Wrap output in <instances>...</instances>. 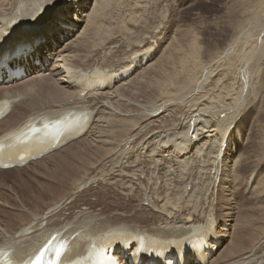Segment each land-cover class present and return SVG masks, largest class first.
Listing matches in <instances>:
<instances>
[{"label": "bare ground", "instance_id": "1", "mask_svg": "<svg viewBox=\"0 0 264 264\" xmlns=\"http://www.w3.org/2000/svg\"><path fill=\"white\" fill-rule=\"evenodd\" d=\"M12 1L13 8L0 0V36L11 32L5 48L26 34L25 29L45 36L48 21L68 10L65 0ZM86 1L72 0L71 25L49 41L44 54L0 62V67L33 73L27 83L20 81L18 87L0 91V128L5 125L0 145L8 149L0 165H15L0 168V191L6 192H0L4 202L0 250H10L13 259L23 262L37 250L46 254L52 243L44 249H39L41 245L52 234H61L72 239L75 255L91 246L89 257L75 264H88L100 253L99 244L115 247L119 257L128 256L123 263L131 264L132 253L121 246L144 235L149 244L142 253L152 255L142 256L141 264H163L164 258L174 256L175 246L191 240L195 231L200 230V236L201 225L212 219L214 229L205 237L207 249L187 254L184 264H264V224L257 226L264 219L246 207L236 220L238 229L230 245L220 253L230 225L225 221L229 209L219 191L225 185L237 186L247 171L250 184L256 172L251 191L260 187L259 202H264V165L260 166L264 126L260 125L257 144L253 131L263 122L258 111L264 98V41L250 55L251 43L264 40V0H218L216 36L190 29L186 26L190 21L178 17L185 33L180 38L182 31L174 34L163 56L160 44L168 42L170 30L161 17L156 23L158 0H143L148 5L141 10L146 13L143 18L137 16L139 0L132 1V9L126 0H96L93 7ZM200 1L188 0V4L198 7ZM247 30L249 46L240 50V38ZM65 40L71 44L62 49ZM152 73L153 80L141 84L139 94H132L130 88ZM1 78L7 88L4 69ZM141 95L148 97L139 101ZM82 112L81 120H64L59 133L74 134L61 139L58 149L37 145L30 154L43 157L21 167L16 156L26 151L18 134L29 128L33 141L47 127L56 131L53 124L58 119ZM246 121H253L250 129ZM246 130L257 157L251 167L250 155L240 153ZM78 146L84 147L82 153L68 154ZM92 152L99 153L95 160L89 157ZM80 162L85 165L78 167ZM70 164L77 165L74 171L67 167ZM46 181L59 182L63 190L50 198ZM35 182L44 188L33 190ZM244 190L246 186L243 194ZM102 194L111 195L110 204L102 196L96 202Z\"/></svg>", "mask_w": 264, "mask_h": 264}, {"label": "rangeland", "instance_id": "2", "mask_svg": "<svg viewBox=\"0 0 264 264\" xmlns=\"http://www.w3.org/2000/svg\"><path fill=\"white\" fill-rule=\"evenodd\" d=\"M4 1V0H3ZM96 0H87L86 1V3H87V5H89L90 7H93V5H94V2H95ZM126 1H128V6H127V8H129V9H132V8H135V5H132V1L133 0H126ZM139 1H141L142 3L139 5V4H137ZM139 1H135L133 4H137V7H138V10H137V16L138 17H140L141 15H146V13L144 14V13H141V10L143 9L144 10V8H148V5H146V7H145V3H143L144 1L143 0H139ZM158 2H160L159 3V5H158V13H157V17H158V20L156 21V23L157 22H159L160 21V19H159V17H161V19H163L164 20V22H167L166 23V25H169V26H167V28H169L168 30H170L169 32H167L166 33V37L168 36V39L169 40H167L166 42V44H160V48H161V51L163 50V53H162V55H160V56H163V54H164V52L166 53V51H167V48H168V46L170 45L169 43H171L170 41H171V39H172V37H174V34L175 33H177V32H179L180 33V31H182V34L180 35V36H178V38H180L182 35H183V33H185V31H183V27H182V25H183V23H181L180 21H181V19L180 18H183V21H185V20H188V21H190L189 23H188V25H186L187 27H190V29H192V28H195V29H199L200 31V33H204L205 32V34L206 35H209V34H214L215 36H216V33L218 34V30H219V25H218V22L220 21V20H216V17H219L220 15H217V13H219L218 11H221V9H220V4H218V0H201L200 1V3H201V5L200 6H198V7H195V6H192V5H189L188 3V0H158ZM5 3L6 4H9L10 5V7L11 8H13L14 6H15V2L14 1H12V0H5ZM91 3H93L92 5H90ZM251 3H254V1L253 0H251ZM203 5V6H202ZM124 7H126V6H124ZM202 7L204 8V10H203V12L202 11H200L201 9H202ZM206 7H209V8H211L210 10H206ZM32 8V7H31ZM34 8H35V6H33V10H34ZM191 9V10H190ZM206 10V11H205ZM214 10V11H213ZM140 12V13H139ZM206 12V13H205ZM182 14V15H181ZM261 14H262V12H261ZM166 15H170V17H171V19H169V18H167V17H165V18H163V16H166ZM182 16V17H181ZM178 17H180V18H178ZM141 18H143V16H141ZM179 19V20H178ZM143 20V19H142ZM170 20V21H169ZM144 21V20H143ZM207 21V22H206ZM209 21V22H208ZM169 22V23H168ZM213 24V25H212ZM192 25V26H191ZM149 26V28H151V26L150 25H148ZM83 28V25L81 26V29ZM212 29V30H211ZM257 30V29H256ZM255 30V33L256 32H259V31H256ZM79 32H81V31H79ZM207 32H209L208 34H207ZM210 32H212V33H210ZM250 31L249 30H247V31H245L244 32V35H242V37L240 38V41H239V49L241 50H243V49H246L247 48V46H249V43H250V37L248 36ZM262 32H264V29L262 30ZM202 33V34H203ZM246 33V34H245ZM205 35V36H206ZM246 35V36H245ZM142 39H144V36H142L141 37ZM74 39V38H73ZM72 39V40H73ZM167 39V38H166ZM207 39H211V38H207ZM68 40V39H67ZM174 41L175 40H172V43H174ZM259 41V42H258ZM264 40L263 39H259V40H257V41H255V42H252L251 44H253V49L251 50V54L250 55H254V53H255V49L260 45V43L261 42H263ZM247 44H246V43ZM71 43L70 42H68V43H66V40L65 41H62L61 42V44H60V47H62V49L63 48H67V47H69V45H70ZM242 44V45H241ZM166 45H168V46H166ZM244 46V48H242ZM127 47H128V44H127ZM165 47V48H164ZM129 48H131V49H128V50H132V46H130ZM59 50H58V48H57V51H56V54L57 55H59V52H58ZM239 57H240V61H241V58H242V61H244V59H243V56L242 55H240V54H237ZM160 56L156 59V61L157 60H159V58H160ZM58 57V56H57ZM56 57V58H57ZM54 59V61L56 62V60L57 59ZM53 61V62H54ZM54 62V63H55ZM226 67L228 68L229 67V65H226ZM241 67V66H240ZM31 76H28V78H26V79H24L23 81L25 82V83H27L28 81L27 80H29L31 77H32V75H33V73L32 74H30ZM155 77V73H152V74H149V75H147L145 78H144V80H141L140 82H138L136 85H134V86H132L131 88H130V91H131V93L132 94H139V89H140V87H141V84H143V83H145V82H147V81H149V80H153V78ZM242 79H244V77L242 78ZM22 81V82H23ZM27 81V82H26ZM20 83V82H19ZM19 83H14V85H12V86H9L10 88H15V87H18L19 86ZM129 84V83H128ZM209 84V81L206 83V85H208ZM151 88H152V86H151ZM5 89H8V88H3L2 86H0V91H2V90H5ZM141 97V99H139V101H143V99H145V98H147L148 96H146V95H141L140 96ZM256 105H252L251 107H255ZM259 106H261L262 107V109H261V111H260V109H259V111H258V114H259V116H261V118H262V120H263V122L261 123V124H255V128L253 129V131H254V134H257V137H256V144L259 142V137L258 136H260L259 134L261 133V127H260V125H262V127L264 126V98H263V100H262V103H260V105ZM135 107L137 108V109H139L140 108V105H138V104H135ZM257 107V106H256ZM258 108V107H257ZM263 115V116H262ZM256 121H257V119H255ZM248 121H249V119H248ZM248 121H246V124H247V127L250 129V127L252 126V124H253V121H252V123H249ZM5 125H3L1 128H0V132L1 131H3L5 128ZM248 128H246V129H248ZM97 129V128H96ZM260 129V130H259ZM95 129H93V131H91L92 132V134H94L95 133ZM253 131L251 132V133H253ZM249 133H250V131L248 132L247 130H246V132H245V142H244V146H243V148H242V150L240 151V153L244 150V152L248 155H250V157H251V160L247 163V164H250V166L249 167H251V165L252 164H254L255 162H257V157H255V154H254V151H253V148H252V146H251V144H252V138H250V139H248V135H249ZM251 136V135H250ZM79 147V146H78ZM84 147L83 146H81V147H79V149L78 148H76V149H74V150H72L71 152H69L68 154L69 155H74V154H77V151H81L82 149H83ZM263 151L264 150H262V153H263ZM75 152V153H74ZM78 152V153H79ZM84 152V151H83ZM80 153H82V151L80 152ZM93 153V154H92ZM91 153V155L89 156L91 159H94L93 158V156H98V154L99 153H95V152H92ZM241 157H242V155L241 156H239V159H241ZM255 157V159H253ZM239 159H238V162H239ZM245 159V158H244ZM95 160V159H94ZM93 160V161H94ZM263 160V161H262ZM261 160V163H260V166L261 167H263V165H264V158ZM82 162H80V164L78 165V167H83L85 164L84 163H82ZM44 165V164H43ZM238 166V163H237V165H236V167ZM71 171H74L75 170V168L77 167V165H74V167H73V165L72 164H70L69 166H67ZM230 167V166H229ZM79 170L77 169V171L76 172H78ZM82 171V170H81ZM80 171V172H81ZM249 173H251V172H249V171H247V172H245L244 173V176H242V179H241V181L238 183V185L237 186H231V189H230V187H229V185H225V186H227L226 188L224 187H221L220 189H219V191L221 192L222 191V195H221V197L224 199V205H226L227 207H228V209L229 210H227V214H228V216H229V218H227V219H225V221H227V224L228 225H230L229 226V228H230V235H229V237L228 238H225V242H224V246H223V248L221 249V251H220V253L221 252H223L225 249H227V247L230 245L229 243H231V240L233 239L232 238V236L234 235L235 236V232L237 231V229H238V222H236V220L238 219V217H239V215H240V213H241V211L243 210V208H247V209H251V211H253V212H255L256 213V215L257 216H260L261 218H263L264 219V202H259V199H260V197L262 198L263 197V194H262V196H261V194H260V196L258 195L259 193H261V188L260 187H256L255 189H254V191L252 192L251 190H252V188L254 187V180H255V177H256V172L253 174V175H251L252 177L250 178V184H247L246 183V179L249 177ZM14 175L12 174L10 177H13ZM248 176V177H247ZM263 176V177H262ZM262 178H264V172H263V174H262ZM245 179V180H244ZM42 181V180H41ZM40 180H39V182H41ZM229 181H230V179H229ZM36 183H38V182H35V183H33V185H32V187H33V190H37V189H40L41 190V188L43 187L44 188V186H42V185H36ZM249 183V182H248ZM43 184H45V185H47V189H49V190H47V189H45V192H46V194H48L49 195V197L51 198V197H53L54 195H56L57 193H59V192H61L62 190H63V187H62V184H60L59 182H57V181H46V182H43ZM245 186H246V190H244V194H243V189L245 188ZM35 187V188H34ZM127 187V186H126ZM238 187H239V189H238ZM241 188V189H240ZM29 189V188H28ZM259 189V190H258ZM13 190H15L18 194H19V196L20 195H24V193H19L16 189H13ZM93 190L94 191H97L96 190V188H93ZM237 191H239L238 193H236ZM1 193H6L5 191H0ZM44 192V193H45ZM229 192H230V195H229ZM254 192H257V193H254ZM32 193H34V192H32ZM228 194V195H227ZM252 194V195H251ZM251 195V196H250ZM45 196V195H44ZM58 196V195H57ZM56 196V197H57ZM103 197L104 198V200H103V202L104 203H108V204H110L111 203V201H112V197H111V195H110V198L109 197H107L106 198V196H105V194H102V195H99V196H97L96 197V202H97V200L100 198V197ZM228 196V197H227ZM22 197V196H21ZM249 198H250V200H249ZM229 199V200H228ZM41 200H44V199H41ZM256 200V201H255ZM95 200H92L91 202L93 203ZM251 202V204H250V202ZM234 203V204H233ZM246 203V204H245ZM244 204L246 205V206H244ZM0 205H4V202L3 201H1V199H0ZM127 205H129V204H127ZM240 205V206H239ZM254 205V206H253ZM239 206V207H238ZM250 208H249V207ZM1 207V206H0ZM254 207V208H253ZM256 207V208H255ZM257 208H260V211H259V209H257ZM253 209V210H252ZM256 209V210H255ZM255 210V211H254ZM240 211V212H239ZM259 211V212H258ZM258 213H260V214H258ZM230 217H232V218H230ZM230 219V220H229ZM264 223H261V224H257V226H259V225H263ZM220 258V256H216V259H219Z\"/></svg>", "mask_w": 264, "mask_h": 264}, {"label": "snow or ice", "instance_id": "3", "mask_svg": "<svg viewBox=\"0 0 264 264\" xmlns=\"http://www.w3.org/2000/svg\"><path fill=\"white\" fill-rule=\"evenodd\" d=\"M65 3L67 12L55 15L48 21L45 36L34 33L21 34L12 39L7 48H5V43L9 41L11 32L0 36V62H4L5 59L8 61L29 59L44 54L49 41L55 39L57 34L69 27L73 21L72 0H65ZM213 229V220L209 219L207 223L201 225L202 234L199 237L185 241L182 246H175L174 256L164 258L163 264H184L185 256L189 253L195 255L197 249L206 242L205 237L210 235ZM4 243H7V238ZM60 255V250H57L55 259H46L45 251L37 250V253L32 258L23 261V264H60ZM117 264H119L118 261Z\"/></svg>", "mask_w": 264, "mask_h": 264}]
</instances>
